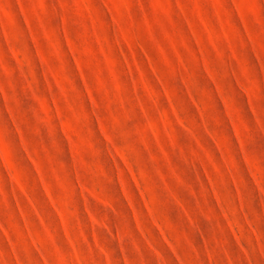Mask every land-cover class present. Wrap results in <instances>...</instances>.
Here are the masks:
<instances>
[{"label":"rangeland","instance_id":"1","mask_svg":"<svg viewBox=\"0 0 264 264\" xmlns=\"http://www.w3.org/2000/svg\"><path fill=\"white\" fill-rule=\"evenodd\" d=\"M0 264H264V0H0Z\"/></svg>","mask_w":264,"mask_h":264}]
</instances>
